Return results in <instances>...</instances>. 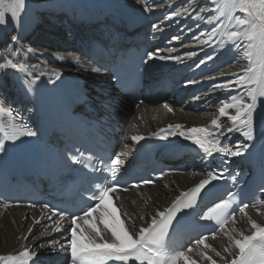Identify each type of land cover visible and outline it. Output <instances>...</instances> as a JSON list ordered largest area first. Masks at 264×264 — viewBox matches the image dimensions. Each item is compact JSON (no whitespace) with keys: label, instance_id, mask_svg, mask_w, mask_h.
<instances>
[{"label":"snow or ice","instance_id":"6c2138e0","mask_svg":"<svg viewBox=\"0 0 264 264\" xmlns=\"http://www.w3.org/2000/svg\"><path fill=\"white\" fill-rule=\"evenodd\" d=\"M30 0H0V26H6L8 18H11L13 25L20 23L27 12ZM185 3L189 0H184ZM214 5V12L219 16L208 20L201 15L208 7ZM149 10V9H146ZM195 15H191L187 8L183 13H188L194 21H204L206 24L219 20L205 32L194 36L198 42L213 47L230 49L235 53H241L248 62V67L242 69L241 73H231L234 79H229L222 84H214L213 87L227 91L239 88L240 91L226 97L221 107L219 115L210 121L208 126H184L180 123L169 124L166 127L153 131L150 136L132 135L131 141L139 145L147 139H157L162 141H172L179 138L181 142H188L194 145L198 157L203 164L210 166L212 161L219 157V163L215 167H205L202 169L204 178L200 179L194 186L181 191L166 206L153 204L152 211L143 215L132 214L124 210L121 215H117L120 209L109 207V200L119 201L122 197L118 194L143 186L152 185L165 175L161 171L156 179L141 178L132 184L121 183L123 172L126 171L125 151L114 153L105 161L103 158H84V153L72 155L69 159L73 164H79L82 168L91 170L94 173H107L104 179L110 183H93L85 191L90 195L85 200L81 197L78 206L73 205L74 210L57 209L45 203L41 205L43 210H47L50 215L46 218L57 219L55 232H65L64 224H69V229L65 232L66 242L60 244L59 241H48L54 253H63L65 264H264V225L256 220H248L250 232L243 231L233 235L235 228L231 232H225L227 245H222L223 251H218L212 244L208 243L209 236L215 241L217 239L216 227L208 233H201L189 240L185 245H178L174 242V233L178 229L186 227V216L190 210L198 207L202 199V193L212 185L213 182L229 179L233 184L238 182L239 172L229 173L225 177L224 168L228 166L231 158H242L253 147L257 140V120L258 108H264V0H203L198 9H193ZM241 15H235L234 13ZM183 13L173 11L172 17L181 16ZM171 18V17H169ZM199 27V23L196 25ZM155 27V26H154ZM192 29L189 28V31ZM206 35V39H202ZM19 35L11 37L12 45L20 41ZM178 36H173L172 40H178ZM29 54L36 50L30 45L24 49ZM15 53V49H14ZM197 52L189 51L187 57L197 56ZM147 61H168L181 60L180 56L161 54L160 50L148 51L145 53ZM62 59V58H61ZM213 56L208 55L201 59L199 64H206L207 60H212ZM80 67L83 64L76 61ZM199 66V65H198ZM31 69L36 65H30L23 61L0 57V69L5 71L13 70L16 74H23L21 86L26 91H31V86L35 85L41 77H47V82L55 84L62 76L59 69L40 71L33 74ZM92 73L100 74L104 71L103 66L91 67ZM54 77V79H53ZM194 83V81H189ZM101 95H106V90L100 89ZM199 99V97H197ZM115 100L107 99L102 102L106 110L111 109ZM142 104L143 101H140ZM168 108V105H164ZM139 107V105H137ZM230 110L235 114H231ZM169 111H172L169 108ZM7 113L18 117L16 122L5 125L0 122V153H6L9 144L15 145L25 138L37 136V131L25 123L19 113L9 105H0V114ZM227 118L230 126L224 127L222 118ZM238 133L243 139L235 142H227L229 134ZM264 142V125L261 126L260 136ZM124 148H128L125 144ZM170 171H176L170 170ZM226 199H221L213 206L203 211L199 215L202 221L212 222L219 229H224L231 221L236 223L233 202L235 193H227ZM135 203V201H133ZM145 203H147L145 201ZM257 203L264 206V199H259ZM7 207V204H0ZM18 206V205H17ZM36 207L35 204L30 205ZM249 205L244 203L243 208ZM35 223H40V220ZM29 235L32 229H28ZM28 237H24L27 239ZM59 244V247H52ZM44 247L43 244L40 245ZM39 254L24 247L17 255H0V264H37Z\"/></svg>","mask_w":264,"mask_h":264},{"label":"bare ground","instance_id":"6f19581e","mask_svg":"<svg viewBox=\"0 0 264 264\" xmlns=\"http://www.w3.org/2000/svg\"><path fill=\"white\" fill-rule=\"evenodd\" d=\"M123 1L133 5V8L124 6L121 0H30L27 12L20 23L13 25L9 17L7 25L0 26V57L7 59L11 56L17 61L22 57L24 62L36 65L35 69L30 68L33 74L53 68L59 69L63 74L55 84L48 83L47 77H41L42 82L50 85H60L66 81L76 82L84 86L93 97L94 103L98 104L101 95L98 90H110L109 78L106 73L96 74L90 71L91 67L95 66L86 54L89 43L99 36L102 29L114 32L115 27L121 26L117 30L120 32L126 29L128 16L136 19L140 29L149 31L154 42L152 51L159 49L161 54L178 55L181 60L150 61L151 73L147 79L154 81L152 88H156L161 79L168 78L172 80L177 93L173 95L164 93L159 99L154 100L149 96L143 99L142 104H137L139 107L136 105L127 111L121 128L122 141L117 153L125 151L127 153L125 159L128 161L137 147L130 139L132 135L148 136L169 124L180 123L186 127L210 125V121L219 115V107L228 102L225 98L240 91L239 88H234L230 92L214 88L213 85L234 79L230 74L241 73L242 69L248 67V62L243 58L242 52L238 54L230 49L221 51L223 45L221 48H213L193 39L201 32L207 33L214 23H219V20L214 19L213 23L206 24L204 21H194L191 18V15H195L193 9H198L203 0H189L187 3L184 0ZM214 7L210 4L201 13L205 20L210 16L213 18L219 16L218 12L213 11ZM185 8L191 15L183 13ZM173 11L183 14L172 17ZM114 12L123 16L121 24L116 26ZM234 14L241 15L238 12ZM197 23L199 27L196 26ZM189 28L192 30L189 31ZM13 35H19L21 38L16 45L11 43ZM173 36H178L179 39L174 41ZM206 38V35L202 37ZM29 45L36 50L32 54L24 51ZM189 51H195L198 55L189 58L186 56ZM208 55L213 56V59L207 60L206 64H199V61ZM77 60L83 67L77 64ZM14 74L13 70L0 69V85L9 87L13 83ZM185 96L188 97L185 99L186 103L183 102ZM165 104L168 108L164 106ZM169 108L172 111H169ZM230 113L235 114L232 110ZM256 120L259 138L261 126L264 125V108H258ZM222 123L224 127L230 126L226 117L222 118ZM241 139L243 138L238 133L229 134L227 137V140L233 142ZM125 144L128 145L126 149ZM169 145L172 148H179L189 143L176 138L169 141ZM189 161L186 174L166 176L153 187L119 193L122 199L118 202L122 206V212L127 210L132 214L143 215L152 211L153 204L166 206L181 191L187 190L204 178L202 169L212 167V163L210 166L203 164L198 155H190ZM43 213L40 208L0 206V255H17L24 247L37 253L55 254L48 241L56 240L63 244L65 237L54 234V226L41 217ZM34 218L40 220V223H35ZM249 218L264 225V206L256 204L242 210L236 215L235 224L230 221L217 234L215 241L209 238L207 242L222 252V245L226 246L228 243L224 233L235 228L233 235L241 231L248 234ZM29 228L32 229L31 235L28 233ZM41 244L44 245L43 248L40 247ZM52 247L58 248L59 244ZM209 254L213 255L219 264V258L212 253Z\"/></svg>","mask_w":264,"mask_h":264},{"label":"rangeland","instance_id":"374dc122","mask_svg":"<svg viewBox=\"0 0 264 264\" xmlns=\"http://www.w3.org/2000/svg\"><path fill=\"white\" fill-rule=\"evenodd\" d=\"M143 1H144V0H143ZM121 3H122L124 6L128 7L129 9H131V7L133 8V5L129 4V3L126 2V1L121 0ZM142 6H144V3H142ZM87 80H88V79H87ZM104 80H105V79H104ZM88 82H89V80H88ZM87 85H88V84H87ZM183 102L186 103L185 100H184Z\"/></svg>","mask_w":264,"mask_h":264}]
</instances>
